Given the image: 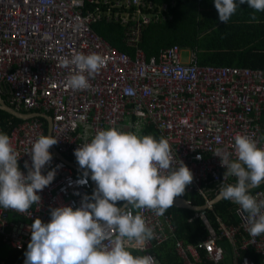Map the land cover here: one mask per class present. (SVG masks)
<instances>
[{
	"label": "built area",
	"instance_id": "1",
	"mask_svg": "<svg viewBox=\"0 0 264 264\" xmlns=\"http://www.w3.org/2000/svg\"><path fill=\"white\" fill-rule=\"evenodd\" d=\"M177 2L0 0V97L18 112L33 113L5 132L20 154V171L27 175L26 162L31 167L27 152L35 140L41 135L58 138L49 149L52 160L41 170L46 175L55 169L56 175L37 193L40 204L28 210L30 215L0 207V237L7 246L27 249L30 225L36 218L48 223L51 209L70 206L75 210L85 195L91 197L90 172L86 185L77 184L84 178V169L74 150L100 130L133 127L136 117L158 133L157 140L168 141L175 157L173 167H179L180 160L192 172L193 181L184 195L193 194L204 202L205 208L194 213L203 236L193 244L175 241L174 253L181 264H264V234H249L247 214L239 205L232 202L234 223L216 218L214 226L205 214L220 188L236 182L235 177L223 179L226 169L215 150L225 149L236 159L237 134L248 135L264 148V69L200 65L190 49L184 62L182 47L176 44L145 56L138 47L141 33L151 24L172 20L168 11ZM97 22L121 26L123 41L134 49L133 56L98 36L91 28ZM78 53L98 54L104 64L90 78L88 89L74 91L67 79L79 69L61 67V61ZM43 115L51 120L47 132L40 119ZM250 194L264 199V183ZM125 210L135 214L131 206ZM143 216L155 237L145 250L130 251L134 256L154 257L150 250L167 241L175 228L169 215L144 210ZM223 241L230 243V252L222 247Z\"/></svg>",
	"mask_w": 264,
	"mask_h": 264
},
{
	"label": "clouds",
	"instance_id": "2",
	"mask_svg": "<svg viewBox=\"0 0 264 264\" xmlns=\"http://www.w3.org/2000/svg\"><path fill=\"white\" fill-rule=\"evenodd\" d=\"M244 3L256 12H264V0H239V4ZM214 6L224 24L238 9L235 0H214ZM103 64L98 54L78 53L63 58L61 67L79 69L68 77L67 86L74 91L88 89L90 78ZM57 143L54 135H41L35 140L27 152L32 163L30 168L25 163V175L18 166L20 154L14 150L10 137L0 132V207L30 215L28 210L40 204L37 193L50 185L56 175L55 169L46 175L41 170L52 160L49 149ZM233 148L236 159L222 148L214 153L226 169L223 179L236 178L235 184L223 185L219 195L247 214V230L256 237L264 234V199L250 193L264 183V148L242 134L234 137ZM74 155L84 169V178L77 184L86 185L90 172L96 189L91 197L82 198L79 208L56 207L51 209L48 223L39 218L32 222L24 264H158L151 255L134 256L130 251L145 250L155 237L143 211L164 215L192 183V172L180 160L179 167H173L175 157L166 139L115 127L98 131L89 143L75 149ZM118 201L127 204L121 209L116 205ZM128 206L135 214L125 210Z\"/></svg>",
	"mask_w": 264,
	"mask_h": 264
},
{
	"label": "trees",
	"instance_id": "3",
	"mask_svg": "<svg viewBox=\"0 0 264 264\" xmlns=\"http://www.w3.org/2000/svg\"><path fill=\"white\" fill-rule=\"evenodd\" d=\"M154 4H161L168 0H151ZM175 7L169 9L172 20L149 25L140 37L138 47L145 56H151L164 47L179 45L182 48L194 50L197 63L200 65L247 67L264 69V12H256L247 3L238 4L236 13L227 23L219 20L214 0H177ZM256 19L253 20L252 17ZM100 37L117 48L120 52L133 56L134 49L123 41V28L118 24L97 22L91 26ZM1 98H3L1 96ZM44 129L48 124L45 118ZM133 119H136L133 118ZM22 119L0 109V127L2 132H9ZM142 127L136 134L158 137V133L142 119ZM129 123V122H128ZM127 132H133V127L126 125ZM192 205L200 207L204 204L200 197L193 194L184 195ZM125 201H118L121 207ZM234 205L231 201L220 200L205 209L206 217L214 224L216 215L231 217ZM171 217V224L175 231L167 241L154 246L150 251L159 264H181L174 253L175 241L184 244L195 243L202 237V224L194 218V212L189 209L170 207L164 213ZM192 221H189V219ZM215 226V224H214ZM173 247V249H172ZM27 249L13 250L2 242L0 237V264H24Z\"/></svg>",
	"mask_w": 264,
	"mask_h": 264
},
{
	"label": "water",
	"instance_id": "4",
	"mask_svg": "<svg viewBox=\"0 0 264 264\" xmlns=\"http://www.w3.org/2000/svg\"><path fill=\"white\" fill-rule=\"evenodd\" d=\"M0 109H2L3 111H5L7 113H10L11 115H13L15 117H18V118L24 119L26 117H30L29 114H24V113L18 112L15 109H13L11 106L5 104V102L2 101L1 97H0ZM43 117H45V119L47 121L48 130H49L51 120L49 117H47V115H43ZM91 186H92V192H94V190L96 189V186L92 180H91ZM221 198L222 197L219 195V196L215 197L210 203L214 204V203L218 202ZM173 205L176 207L185 208V209H189V210H195V211H200V210H203L205 208L204 205L200 206V207L192 206L186 201L185 198H181V197H176L174 199Z\"/></svg>",
	"mask_w": 264,
	"mask_h": 264
},
{
	"label": "rangeland",
	"instance_id": "5",
	"mask_svg": "<svg viewBox=\"0 0 264 264\" xmlns=\"http://www.w3.org/2000/svg\"><path fill=\"white\" fill-rule=\"evenodd\" d=\"M182 51L180 52L181 53V57L182 59L184 60V62H186V60L188 59V53H189V50L187 48H182L181 49ZM127 121V120H126ZM125 121V122H126ZM142 118H136V123L135 125L133 126V132L134 133H138L140 131V128L142 127ZM128 129V128H127ZM68 158L70 159H73L71 156H68ZM78 163V162H77ZM221 245L223 248L225 249H229V245H228V242L227 241H223L221 242Z\"/></svg>",
	"mask_w": 264,
	"mask_h": 264
},
{
	"label": "crops",
	"instance_id": "6",
	"mask_svg": "<svg viewBox=\"0 0 264 264\" xmlns=\"http://www.w3.org/2000/svg\"><path fill=\"white\" fill-rule=\"evenodd\" d=\"M2 101L4 102V98H2ZM24 114H29L30 115V117L32 116V112H29V113H27V112H24ZM26 118H29V117H26ZM22 119V118H21ZM126 119H128V118H126ZM128 121V120H127ZM135 123H136V119H134V125H135ZM141 123H143V122H141ZM48 130V129H47ZM127 127L125 128V131L127 132ZM221 200V199H220ZM219 200V201H220ZM218 201V202H219ZM126 202V201H125ZM217 203V202H216ZM232 203V202H231ZM215 204V203H214ZM234 205V204H233ZM194 213L196 212L195 210H192ZM214 216H215V219L216 218H220L223 222H225V223H227L228 222V219L230 220V222L231 223H234V218H233V216H232V214H231V217H222V216H220V215H216V214H214ZM199 219V218H198ZM207 219H209V218H207ZM215 219H214V224H216V222H215ZM202 234H204V230H203V226H202ZM203 236V235H202ZM201 237H198V240L200 239ZM196 243V242H195ZM187 244H193V243H187ZM228 245L230 246V243L228 242ZM172 249H173V247H172ZM228 250V252H230V248L229 249H227Z\"/></svg>",
	"mask_w": 264,
	"mask_h": 264
}]
</instances>
